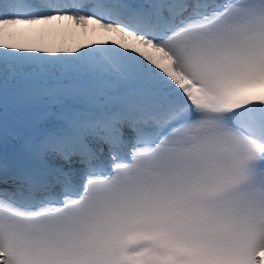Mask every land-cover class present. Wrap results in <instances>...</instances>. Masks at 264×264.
<instances>
[{
  "label": "snow or ice",
  "instance_id": "obj_1",
  "mask_svg": "<svg viewBox=\"0 0 264 264\" xmlns=\"http://www.w3.org/2000/svg\"><path fill=\"white\" fill-rule=\"evenodd\" d=\"M0 264H264V0H0Z\"/></svg>",
  "mask_w": 264,
  "mask_h": 264
}]
</instances>
